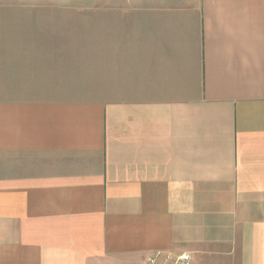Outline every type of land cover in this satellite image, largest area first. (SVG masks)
Masks as SVG:
<instances>
[{
  "label": "crops",
  "instance_id": "crops-1",
  "mask_svg": "<svg viewBox=\"0 0 264 264\" xmlns=\"http://www.w3.org/2000/svg\"><path fill=\"white\" fill-rule=\"evenodd\" d=\"M264 264V0H0V264Z\"/></svg>",
  "mask_w": 264,
  "mask_h": 264
},
{
  "label": "built area",
  "instance_id": "built-area-1",
  "mask_svg": "<svg viewBox=\"0 0 264 264\" xmlns=\"http://www.w3.org/2000/svg\"><path fill=\"white\" fill-rule=\"evenodd\" d=\"M145 264H192L189 253L154 252L146 257Z\"/></svg>",
  "mask_w": 264,
  "mask_h": 264
}]
</instances>
